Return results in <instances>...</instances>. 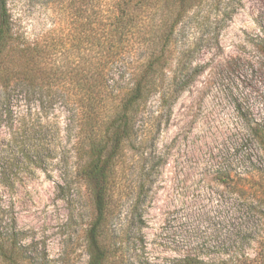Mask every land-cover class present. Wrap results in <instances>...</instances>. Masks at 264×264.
I'll list each match as a JSON object with an SVG mask.
<instances>
[{
	"label": "rangeland",
	"instance_id": "1",
	"mask_svg": "<svg viewBox=\"0 0 264 264\" xmlns=\"http://www.w3.org/2000/svg\"><path fill=\"white\" fill-rule=\"evenodd\" d=\"M7 4L27 42L53 44L70 27L48 0ZM263 43L264 0H204L177 27L173 60L187 50L194 78L156 126L140 129L143 142L130 144L116 165L114 187L124 199L112 225L139 196L143 257L177 256L230 229L236 202L219 176L248 166L255 154L249 128L264 127ZM20 101L15 94L11 116L0 119V198L12 205L28 242L49 258L84 264L94 209L90 187L75 175L72 112L63 96L55 105ZM156 105L153 96L146 110Z\"/></svg>",
	"mask_w": 264,
	"mask_h": 264
},
{
	"label": "trees",
	"instance_id": "2",
	"mask_svg": "<svg viewBox=\"0 0 264 264\" xmlns=\"http://www.w3.org/2000/svg\"><path fill=\"white\" fill-rule=\"evenodd\" d=\"M203 1L48 0L68 15L70 27L55 43L40 46L25 40L7 0H0V119L11 116L15 94L20 102L37 106L55 105L63 96L75 128V175L90 187L94 209L84 230V264H264L261 124L249 128L255 154L246 158L248 166L219 176L236 202L223 239L177 256L143 257L137 195H132L122 223L112 225L124 199L114 187L118 158L130 144L143 142L140 129L156 126L155 120L194 78L188 51L174 61L172 46L185 15ZM259 50L264 55V43ZM153 96L157 105L151 112L146 106ZM0 264L69 263L64 257L49 258L28 242L12 205L0 198Z\"/></svg>",
	"mask_w": 264,
	"mask_h": 264
}]
</instances>
